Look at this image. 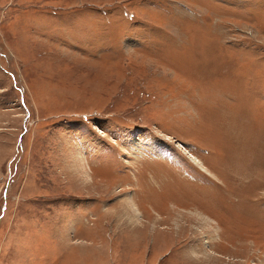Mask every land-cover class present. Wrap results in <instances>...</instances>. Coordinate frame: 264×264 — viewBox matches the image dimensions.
Listing matches in <instances>:
<instances>
[{
    "label": "rangeland",
    "instance_id": "374dc122",
    "mask_svg": "<svg viewBox=\"0 0 264 264\" xmlns=\"http://www.w3.org/2000/svg\"><path fill=\"white\" fill-rule=\"evenodd\" d=\"M0 264H264V0H0Z\"/></svg>",
    "mask_w": 264,
    "mask_h": 264
}]
</instances>
